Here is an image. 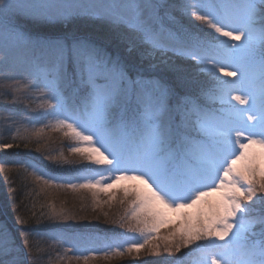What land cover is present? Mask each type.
<instances>
[{"label": "snow or ice", "instance_id": "snow-or-ice-1", "mask_svg": "<svg viewBox=\"0 0 264 264\" xmlns=\"http://www.w3.org/2000/svg\"><path fill=\"white\" fill-rule=\"evenodd\" d=\"M170 7L167 0H0V58L31 53L29 81L12 87L38 90L41 115L77 142L70 152L102 166L100 180L67 187L107 192L131 182L120 201L132 198L129 223L119 226L143 240L125 237L127 247L114 255L160 240L153 254L191 249L192 264H264V0H187L182 11L207 29L200 35L174 28ZM81 17L107 25L131 43L130 53L138 45L139 63L97 40L34 39L24 27ZM168 53L202 65L208 83L195 84ZM69 83L77 85L78 101L69 103ZM161 209L183 220L163 237ZM51 212L69 218L54 205ZM23 243L32 247L27 231ZM19 255L17 238L0 227V264H20ZM72 258L81 259H59Z\"/></svg>", "mask_w": 264, "mask_h": 264}, {"label": "rangeland", "instance_id": "rangeland-1", "mask_svg": "<svg viewBox=\"0 0 264 264\" xmlns=\"http://www.w3.org/2000/svg\"><path fill=\"white\" fill-rule=\"evenodd\" d=\"M186 2L187 0H167V3L171 6L170 12L172 17H174V21H170L169 23L174 28L179 27L184 32L193 35L206 33L207 29L204 25L182 11V5ZM88 21L90 20L81 17L74 22H82L86 25ZM67 24L54 23L39 25H47L46 28L49 27L48 29H50L58 25L67 26ZM103 26L106 27L107 25ZM24 27L25 31L34 39L66 38L71 40L73 37H80L97 40L103 43L111 54L118 55L124 60L133 58L130 56L132 55L131 53H137V51L130 53L129 48L131 47V43L129 42L126 46L125 41L114 32H110L105 37V40L90 34L77 33L73 30L61 34H49L43 31L37 32L32 28H28L27 25ZM112 38H118L119 42L117 41V44L121 45L122 48L126 47L124 49H126L128 55H125L114 45H111L109 40ZM137 48H139L138 45ZM168 55L195 84L206 85L208 83V73L202 71V65H198L195 61L184 56L173 53H168ZM30 56L31 53L21 49L12 56L8 63H5L3 58H0V142L9 140V142L15 145L32 142L35 147L34 153H32V150H29L30 147L28 146L27 149L22 150L27 155L24 161L16 162L9 159H7L9 161H5L4 156H2L3 158L0 159V164L1 166H5L6 164L9 166L13 165V163L31 165L27 169L23 167L20 170L26 174L24 177L27 178L32 186L24 182L25 178L23 175L17 173V176L20 177L19 182L26 183L27 186L26 189L21 190L23 194L20 197L26 202V200H30L31 195L39 193L45 202L44 204L48 207L41 205L43 211L46 212V210H49L46 213L50 221L47 224L49 228L45 230L43 227L41 231L36 230L32 232L27 226H17L14 224L7 213V209L4 206L5 203L0 199V227L6 226L11 230V234L17 238V244L20 249V255L18 256L20 264H84V260L81 259L77 261L72 258L70 262L65 259L61 262L59 258L64 257L65 254L67 257L88 255L89 249L87 248L93 246L95 241H99V244H97L99 251L89 254L88 264H188L187 262L192 259L191 249H185V258L184 260L180 259V261H177L176 257L178 258L181 253L169 256L161 249L159 254H153L151 252L152 246L157 243L162 244V241L147 246L144 251L140 250L139 253L132 252L129 254L125 252L121 256L114 255L117 246L127 247V244L124 242L125 237L137 235L136 238H133L134 240L142 242L143 239L138 233L128 232L127 228H121L119 226L121 223H129L124 217L125 213L130 210L132 198L129 197L123 204L120 201L123 199L124 187H131V182L121 181L107 192L99 189H78L73 191L67 187L68 184L84 183L85 178H89V174L86 173L87 169H95L94 174L98 175L97 172L102 171V166L93 165L79 154H72L70 152V148L75 146L77 142L70 136L65 135L67 129L54 130L53 125L56 122L54 117L41 115L45 109L39 106L42 101L38 90L33 88L31 91H24L12 87V85H24L29 81L30 72L32 71V66L29 61ZM219 78L225 79L223 76ZM64 90L69 103L80 99L81 93L78 91L76 84L69 83L65 85ZM232 103L234 104L235 102L233 101ZM215 107L219 108L220 105L216 104ZM10 149L4 148V151L7 152ZM1 166L0 193L11 199L13 193L15 192L16 194L17 189L13 187L12 179L9 177L10 173L7 171L8 169L4 170L2 168L6 167ZM34 168L37 169V172L44 174V178L49 180V184H44L43 180L36 181L34 178L36 173L33 172ZM10 176L13 175L10 174ZM98 177V180H100L99 175ZM101 183L106 184V181H101ZM60 185L65 186L61 187ZM93 192L96 193L95 197L93 196ZM113 196L115 197L114 199L111 198ZM52 205L55 206L57 212L63 211L65 217L69 218H53L51 212ZM20 208L25 210L21 206ZM161 210L165 212V220L167 222L159 227V231H163L165 234L162 232V235L165 236L170 231L172 232L178 228L183 223V220L180 214L173 213L167 209ZM35 213L37 216L40 214L37 211ZM119 215H122V222L120 218L118 219ZM116 219L118 220L116 221ZM97 229H100V231ZM25 231L29 233L30 243L34 242L37 245V250L42 254H40L41 256L39 258L35 257L29 251L28 247L24 246L23 233ZM41 247H44V249ZM68 248H73L74 252L66 253V249ZM182 250L181 252H183ZM98 255H110L116 259L100 260L97 259Z\"/></svg>", "mask_w": 264, "mask_h": 264}, {"label": "trees", "instance_id": "trees-1", "mask_svg": "<svg viewBox=\"0 0 264 264\" xmlns=\"http://www.w3.org/2000/svg\"><path fill=\"white\" fill-rule=\"evenodd\" d=\"M103 25L104 24L99 23V22L88 21V23L86 25H84L82 22H78V23H75V22L72 23L71 22V23H68L67 26L65 25L66 27L65 26L58 25L57 27L56 26L55 27H52L51 26L52 28H50V29H48L49 27L46 28L47 25L41 26L39 24H29V25H27V27L28 28H32V29H34L37 32L43 31V32H47L49 34H61V33L68 32L70 30H73L74 32L76 31L77 33H86V34H90V35H93V36H96V37H99V38H102V39H105L106 40L105 37L108 36V34H110V32L113 33V31L110 28H108V26L104 27ZM117 41H118V38H114V39L112 38V39L109 40V42L111 43V45H114L116 48H118L120 51H122V53H124L125 55H128L127 52H126V49H124L126 47L122 48L121 45H118L117 44L119 42V41L118 42ZM121 42H123V41H121ZM136 51H137V53H135V52H134V54L131 53L132 55H130V56H132L133 58H136L137 59V63H139V51H138V48H137ZM6 143H11V142H9V140H7V141H1L0 142V159H2L3 158L2 156H4L5 161L7 159L14 160L16 162H18V161L20 162V161L26 160V158H27L26 156L27 155L22 150L25 149V148L27 149V146L30 147L29 150H32V153L35 152V147H34V144L32 142H28V143L26 142L27 146H25V143L24 144L23 143H19L18 144L19 147H16V146L11 147L10 150H8L7 152H5L3 146ZM4 152H5V154H4ZM9 160H7V161H9ZM22 165L20 163H18V164L17 163H13V165L7 166V164H6L5 166L4 165L1 166V164H0L1 167H6V168H2V169H4V170L8 169L7 171L10 174L13 175V176H10V174H9V177L12 179L11 181H12L13 187H15L17 189L16 194L14 192L13 193V197H11V199L13 201L10 199V197H7V196H5V195H3L1 193H0V199L2 200V202L5 203L4 206L7 209V213L10 216V218L13 220V222H14L15 225H17V226H21V225L27 226V228L29 227L32 230V232H34L36 230L37 231H41V230H43V227L46 230V229L49 228L47 226V224H48V222H50L48 216L46 215V213L49 210L48 211L46 210V212L43 211V208H42L41 205H43L45 207H47V205L44 204L45 202L42 199V196L39 193H37L35 195H31L30 200H26L25 199L26 202H27V205H26V202L23 201L22 197H20L23 194L21 192V190H24V188L25 189L27 188L26 183L30 184V182L27 180V178L24 177V175H26V174H24L20 170V169H23ZM89 170L90 169H87V171H86V173L89 174V178H94L95 180H98L99 177L94 174L95 171H89ZM17 173L18 174L20 173V175H23V177L25 178V181L24 182H26V183H20L19 182L20 181V177L17 176ZM13 177H14V179H13ZM18 177H19V180H18ZM20 206L23 207V208H25V210L24 209H21ZM35 211L39 212L40 214H38V216H37V214L35 213ZM119 218H120V221L122 222L123 221L122 220V215H119L118 216V219ZM118 219H116V221ZM21 220H23L25 222L24 223H21L20 222ZM114 222H115V220H114ZM11 228H13V227H11ZM97 230L100 231V229H97ZM119 230H120V228H119ZM162 232L163 231H159L158 230V234L159 235L161 234V236L163 237L164 235H162ZM116 234H117V231H116ZM130 237L131 238H136L137 235H134V236L131 235ZM158 241H160V240H152L147 246H150L151 244H154V243H156ZM98 242L99 241H95V243H94L93 246H90L89 248H87V249H89L88 250V255L81 256V260H83V257H85V256L88 257L89 254H91L92 252L95 253L96 251H99V249L97 248V246H98L97 244H99ZM31 244H32V247L31 248L28 247L29 251L31 253H33L35 255V257L39 258L42 254L39 253V251L37 250V245L34 244V242H32ZM41 248L44 249V247H41ZM122 248H126V247H122ZM145 248H143L141 250L144 251ZM35 250H36V252H34ZM182 251L183 252H181V254L178 256V258L176 257L177 261L178 260L180 261V259H183L184 260V258H185V249L182 250ZM84 253H86V252H84ZM106 256H107V258H105ZM97 259H100V260L101 259H103V260H110V259H116V258L115 257H112L110 255H102V256L98 255V258ZM191 260H189V262H187V263L188 264L189 263L192 264V261Z\"/></svg>", "mask_w": 264, "mask_h": 264}]
</instances>
